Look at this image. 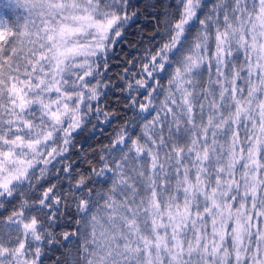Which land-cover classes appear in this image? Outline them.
<instances>
[{"label":"snow or ice","instance_id":"6c2138e0","mask_svg":"<svg viewBox=\"0 0 264 264\" xmlns=\"http://www.w3.org/2000/svg\"><path fill=\"white\" fill-rule=\"evenodd\" d=\"M0 264H264V0H0Z\"/></svg>","mask_w":264,"mask_h":264},{"label":"trees","instance_id":"16d2710c","mask_svg":"<svg viewBox=\"0 0 264 264\" xmlns=\"http://www.w3.org/2000/svg\"><path fill=\"white\" fill-rule=\"evenodd\" d=\"M148 19L150 20L151 18ZM145 20V16L142 15V23L133 25V27L129 30V33L126 34L125 41L121 42L120 45H117L116 53L114 54V57L111 61L112 67L110 75L115 76V74L120 73L123 70L126 60L131 59L134 55H137L136 52L132 51L131 46L137 44V42L141 39V33H143V39L145 43L139 46L144 47L146 45L147 39L153 31V25L155 24V21L152 20L151 23H146L144 22ZM109 99L114 103L116 96L110 94Z\"/></svg>","mask_w":264,"mask_h":264}]
</instances>
